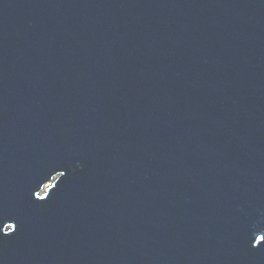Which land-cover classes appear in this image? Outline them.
I'll return each mask as SVG.
<instances>
[{
	"label": "water",
	"instance_id": "95a60500",
	"mask_svg": "<svg viewBox=\"0 0 264 264\" xmlns=\"http://www.w3.org/2000/svg\"><path fill=\"white\" fill-rule=\"evenodd\" d=\"M0 264H264V0H0Z\"/></svg>",
	"mask_w": 264,
	"mask_h": 264
}]
</instances>
